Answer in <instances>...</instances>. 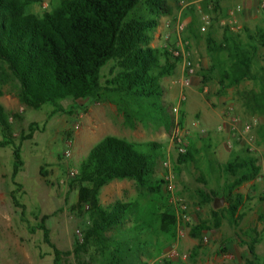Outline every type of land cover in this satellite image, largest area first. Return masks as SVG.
<instances>
[{"label":"trees","instance_id":"1","mask_svg":"<svg viewBox=\"0 0 264 264\" xmlns=\"http://www.w3.org/2000/svg\"><path fill=\"white\" fill-rule=\"evenodd\" d=\"M39 1L0 0V95L3 85L13 79L18 84L21 104L33 110L50 105L54 108L51 118L67 113L62 106L64 101L94 99L116 105L132 127L137 121H153L168 129L183 126L184 115L177 124L175 106L165 100L167 91L162 84L164 79L176 75L182 58L175 57L168 48L151 47L160 17L171 14L167 0H57L50 11L41 15L31 11ZM207 35L212 65L202 69L203 85L218 81L219 91L224 94L243 82L259 81L254 66L260 49H264V28L248 35V43L230 31L221 44L211 33ZM111 62L116 66L111 70L112 77L104 82L103 70ZM0 129L4 135L0 148L13 147L12 180L16 181L24 167L22 143L32 140L40 128L37 123L30 124L29 133L22 134L16 143L9 116L0 105ZM161 157L160 145L154 142H131L111 135L100 140L71 183V188L78 189V208L86 211L90 223L82 242L76 241L72 251L60 250L51 238L49 215L38 218L37 225L30 227L32 234L43 233L44 243L53 251L54 264H64L71 256L80 260L90 247L96 248L104 264H133L140 251L151 243L144 235L173 240L178 226L174 212L163 208L157 220L151 209L149 219L143 221L137 215L134 227L122 229L125 220L136 212L137 204L117 202L106 207L100 199L103 188L110 183L130 180L167 205L166 174L157 173ZM195 160L192 146L180 154L181 164ZM220 168L225 175L222 193L212 192V198L204 194L205 203L218 197L226 200L227 207L213 210L217 229L221 227L222 213H227L233 224L243 217L245 198L239 189L261 172L249 151L245 157L233 156ZM41 174L47 176L44 171ZM11 198L24 217L25 207L15 192ZM207 229L206 223L197 225L192 235L197 238ZM137 237L139 241L130 245ZM259 243L256 238L247 244L257 261ZM162 264L173 262L169 259Z\"/></svg>","mask_w":264,"mask_h":264},{"label":"rangeland","instance_id":"2","mask_svg":"<svg viewBox=\"0 0 264 264\" xmlns=\"http://www.w3.org/2000/svg\"><path fill=\"white\" fill-rule=\"evenodd\" d=\"M56 1L40 0L33 5L31 11L41 15L45 11H50ZM167 1L171 7V14L160 17L159 26L152 33L153 48L163 47L165 34L171 33L175 39L177 24L185 22L187 17L184 8L189 1ZM44 5H48V8L44 9ZM195 27L196 25H193L194 32H196ZM188 28L192 30V26L189 25ZM188 28L182 37L191 41L194 36L188 35ZM203 39L206 41L207 38H198V45L205 46ZM198 55L194 58L196 63L205 58L200 50ZM115 66L116 63L111 62L103 70L104 82L112 77L111 70ZM202 69L197 68L196 74L189 78V86L183 84L184 80L188 79L185 71L162 81L167 91L165 100L173 103L175 108L201 109L202 117H197L195 111L188 110L187 119L184 118V124L180 127V136L184 138L189 148L193 147L195 152L196 160L190 164L180 163L181 153L180 146L176 143L175 126L168 129L165 125L153 121H137L132 127L116 105L94 99L64 101L62 106L67 113H60L51 118L50 115L54 110L52 106L46 105L41 110L25 107L18 97V84L13 79L8 80L2 87L0 105L9 116L12 136L16 143L20 142L22 134L29 133L30 124L37 123L40 129L32 140L22 143L24 167L16 181L12 180L13 147L0 148V264H54L53 251L44 243L43 233L38 231L32 234L30 231V227L36 226L38 218L40 220L44 215L51 216L48 227L51 230L52 241L60 250L72 251L76 241L82 242L90 223L86 211L78 208V189L71 188L76 176L70 174L71 172L78 174L80 165L92 148L110 135L131 142H154L160 145L162 157L157 166V173L162 176L172 171L175 176L174 194L169 196L165 192L167 205L130 180L114 181L101 192V203L106 207L117 202L137 204L136 212L125 220L122 229L134 227L137 215L143 221L149 219L151 209L156 214L157 220L163 208L174 212L177 216L175 238L171 240L159 236L152 237L150 233L144 235L143 238H148L151 243L140 251L139 258L133 260V264H162L164 260H169L167 256L173 250L180 256L171 260L173 264H262L264 260V64L255 62L254 69L259 81L243 82L224 94L219 91L218 81L202 84ZM192 91H195V94H192ZM182 96L186 97L183 103H181ZM223 108H232V115L239 116L244 122H256L253 132L256 138L254 151L250 150L251 146L247 140L233 139L230 147L228 145L230 138L222 137L225 136V131L222 135L218 129L224 123ZM180 109L175 111L177 124L181 120ZM202 130L206 133L201 134ZM3 136L0 129V140ZM69 145H71V156L67 157ZM247 151L257 159L261 172L255 180L239 189V193L245 198L241 213L243 217L237 224H233L229 215L222 213L221 227L217 229L214 227L216 220L213 216V210H217L214 206L215 200L224 197L205 203L204 194L211 198L212 192L221 194L225 185V175L220 166L229 162L233 156L245 157ZM41 171L46 172L47 176L43 177ZM13 192L25 207L24 217H22V209L17 208L12 201ZM200 192H203V196ZM181 204L188 207L190 221L183 220ZM224 207H227L226 200ZM203 223L207 224L208 229L199 237H194L193 228ZM139 238L137 237L130 245L137 243ZM205 238L208 240L205 241ZM256 238L260 239V243L256 245L258 261L251 255L247 245ZM184 256H187V261L182 259ZM64 264L104 263L96 248L90 247L83 252L80 260L71 256L64 260Z\"/></svg>","mask_w":264,"mask_h":264},{"label":"crops","instance_id":"3","mask_svg":"<svg viewBox=\"0 0 264 264\" xmlns=\"http://www.w3.org/2000/svg\"><path fill=\"white\" fill-rule=\"evenodd\" d=\"M189 1L186 4V8H184V12L187 17L185 23L192 26V30L188 28V35L194 36L190 41L191 47L190 50L193 54V57L197 58L199 55V50L201 54L205 55L203 60H198L200 62L196 63L197 68L208 69L210 65H212V59L209 56V45L207 43V39L202 46L198 45V38L203 37L207 38L208 35H203L200 33V27L202 26V19L204 14H210L212 16V26L209 29L208 33L212 34V37L217 43H224L226 41V33L229 31L239 40L243 42H248V35L256 33L258 30L264 28V0H187ZM183 3V2H182ZM240 7L241 11L236 12V9ZM234 13V17L236 18L237 25L239 26V30L233 31L231 27L228 26L231 21V14ZM193 25H196L194 32ZM190 30V31H189ZM187 32V31H186ZM197 33V34H196ZM202 41V40H201ZM264 49H260L259 58L256 62H260L264 64ZM209 66V67H208ZM184 71L183 67H179L177 73ZM195 94V91H192V94ZM194 102V100H192ZM180 105L177 104V107ZM187 105V103H186ZM175 111L180 108H174ZM204 109V108H202ZM232 108H223L222 110V118L223 122L227 121L225 117V113ZM184 115V118L187 119L188 110H193L196 113L197 117H202V112L200 108H181L180 109ZM233 111V110H232ZM237 116V115H235ZM206 118H204L205 120ZM223 132H221L222 134ZM223 135V134H222ZM228 139L230 138V134L228 131H225V136Z\"/></svg>","mask_w":264,"mask_h":264},{"label":"built area","instance_id":"4","mask_svg":"<svg viewBox=\"0 0 264 264\" xmlns=\"http://www.w3.org/2000/svg\"><path fill=\"white\" fill-rule=\"evenodd\" d=\"M207 1V0H203ZM44 9L48 8V5L43 6ZM241 8L238 7L236 9V12H240ZM232 18L229 22L228 26L231 27V30L237 31L239 30V26L237 25L236 18L234 17V13L231 14ZM212 16L210 14H204L202 19V26L200 28L201 34H207L209 29L212 26ZM188 25L185 22H179L175 28V35L176 38L173 39V35L171 33L165 34L163 38V47L168 48L169 51L175 56L182 58V65L184 67V71L188 79H185L183 84L186 86H189L190 84V77H193L196 74L197 71V64L195 62V59L193 57V54L190 50L191 44L190 41L182 37V35L187 31ZM207 89H205V92ZM186 101V97H181V103ZM225 117L227 118V121L224 122L222 125H220L218 131L224 132L228 131L230 134V140L228 142V145L231 147L232 140L237 139L239 141L241 140H247L249 141V145L251 146L250 150L254 151L255 149V142L256 138L254 135V129L256 126V122L249 123L244 122L239 116L232 115V110L229 109L225 113ZM177 131V137H176V143L178 146H180V153L185 154L187 152V144L186 141L182 136H180V126H176ZM206 132L204 130L201 131V134H205ZM69 149L66 152L67 157L71 156V145L68 146ZM71 176H76L77 172H71ZM174 179L175 176L172 173V171H169L165 176V184L164 189L166 192H168L170 195L174 194ZM181 213L182 218L185 221H190V217L188 214V207L185 204H181ZM208 238H205V241H207ZM169 259L175 260L178 259L180 256L176 251H171L168 256ZM184 261H187V256H184L182 258Z\"/></svg>","mask_w":264,"mask_h":264},{"label":"water","instance_id":"5","mask_svg":"<svg viewBox=\"0 0 264 264\" xmlns=\"http://www.w3.org/2000/svg\"><path fill=\"white\" fill-rule=\"evenodd\" d=\"M225 205V198H220V199H216L215 200V209H221L223 208Z\"/></svg>","mask_w":264,"mask_h":264}]
</instances>
